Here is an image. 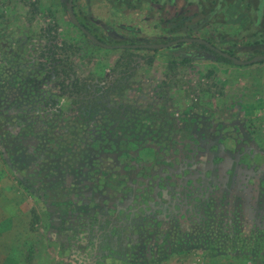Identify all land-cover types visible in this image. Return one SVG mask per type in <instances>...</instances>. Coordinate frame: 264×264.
Listing matches in <instances>:
<instances>
[{"label":"rangeland","instance_id":"374dc122","mask_svg":"<svg viewBox=\"0 0 264 264\" xmlns=\"http://www.w3.org/2000/svg\"><path fill=\"white\" fill-rule=\"evenodd\" d=\"M75 1L77 13L90 10L121 34L129 35L119 24L153 18L166 27L180 11L193 35L208 36L217 47L231 50L249 36L241 7L202 25L197 0H176L165 11ZM71 24L62 0H0L2 106L46 103L55 124L33 138L53 146L32 150L34 141L22 140L15 161L0 151V225L13 221V230L0 235V264H264V62L238 67L189 46H183L190 52L186 63L173 50L122 56L93 46L88 69L107 74L119 56L138 68L139 87L130 86L135 91L125 106L119 102L127 94L111 92L105 78L100 93L70 98L42 72L45 87L35 93L25 80L41 70L49 27L78 46L86 43ZM86 72L80 79L92 78ZM81 99L94 101L85 107ZM70 104L86 109L82 118L95 134L78 133L80 115L67 113L58 122L56 109Z\"/></svg>","mask_w":264,"mask_h":264},{"label":"flooded vegetation","instance_id":"af4514ba","mask_svg":"<svg viewBox=\"0 0 264 264\" xmlns=\"http://www.w3.org/2000/svg\"><path fill=\"white\" fill-rule=\"evenodd\" d=\"M62 1H63V5L65 6L67 10V14L69 16V12H68L69 0H62ZM87 1L92 6V3L98 0H87ZM114 2H115L114 3L115 5L112 4L113 5L112 8H116L118 9V11H121L123 7L135 8L137 10H141L142 8H144V5H149L154 8H158V9L161 8L163 11H165L168 6L174 7V8L176 7V0H114ZM260 2L261 0H197L195 6H197V11L199 15L196 17H199V16L201 17L200 23L202 25H204L205 23L211 22L214 18L217 17L218 13H221L222 10L226 8L229 9V8H236V7L240 8L241 7V9L245 10V12L247 13V17L250 18V20L245 19L246 24L248 22L250 23L249 28L245 29V31L249 33V36L247 37L244 44H241L239 46L236 45L234 46V48H231V50H226V49L217 47L212 41V39L208 36L193 35V32L196 29L194 27H191V24L188 25L187 23L188 19L183 18L184 13L183 12L180 13V11L175 12L172 15V17H170L169 20L166 21L165 23L167 24L166 27L163 26L164 23L162 20H154L153 18L146 19V21L152 22L151 25H149L150 22L145 23L142 20L140 21V23L142 22L143 24L138 23L134 26H130V25L124 26L122 24H119V25L116 24L118 25L119 30H124L125 33H128L129 35L121 34L120 32L116 31L115 28L112 26L110 27L108 26L109 29L108 28L106 29L103 26L104 24L103 20L97 18L94 15V12L92 13V11L90 10H88L87 13L85 11L81 12V14L77 13L75 9V3H76L75 0H73V12L76 18L78 19L80 25L83 28H85L100 43H102L103 45L109 46V47H114V46L132 47L135 45L168 44V43L177 41L179 39L199 38V39H203L209 42L210 44H212L214 47L221 50L222 52L228 53L240 60L248 61L254 58L255 56L264 55V15L261 11V6H259L261 4ZM37 6L38 5H35V6L33 5V8L37 10ZM218 19L216 20L219 22L224 21L222 17L219 20ZM258 23H260V26L256 30L254 27H256ZM168 24L170 26H168ZM71 27L75 30L79 38H81V40L87 43L86 44L83 42L82 43L83 47L82 46L79 47L81 49V51L77 53V56L80 58L79 61L88 59L90 55V53H88L89 52L88 49L90 50L94 46L96 47V49H98V51L101 49L106 50V51L120 50L121 52H124L122 53V56L123 55L130 56L132 55V53H136L139 51L157 53L163 50H173V51H177L179 56H182L181 62L186 63V62H190V52L184 50L183 46H189V47L197 48V51L199 50L200 53H202L203 55H207L211 60L215 62H221V63H227V64L234 65L231 61L224 59L219 54L211 51L208 47L204 45L195 44V43L182 42L177 45L164 48V49H160V50L144 49V48L142 49H133V48L108 49V48H104L103 46H100L99 44L93 42L86 34L82 32V30L76 27L73 23L71 24ZM253 28H254V31H252ZM117 36L123 39L116 40ZM63 39L65 41H68L69 43H73L69 38H66V35H64ZM46 48L47 46L44 48L43 53L47 52ZM235 50L241 53L242 52L251 53L253 55L248 59H242L238 55L235 54L234 52ZM258 52H260V54H257ZM45 55H48V52L45 53ZM91 55L96 56L95 53H92ZM122 56H119L117 63L113 65L114 67L112 69L108 70V73L106 72L107 74H103L102 69L101 68L98 69L97 66L93 69L92 68L88 69L85 66L86 64H88L87 62L85 64L83 62H79L78 64L79 69L77 73L78 74L79 72L83 73V70H84V71H87L86 73L90 75V77L92 76V78L88 80L90 83L89 84L87 80H83L82 78L80 79L79 76L77 77L79 78V81H83V82L86 81V83L90 85L89 88L93 90L101 89L102 85H104V81L101 80V78H105L111 92H113L114 90L119 91L120 89L121 91H123V94L125 95L127 94L124 100L119 102V104L125 106L126 104L125 102H127V100H129V97H130L128 94L131 93V91H135V89H131L130 86L139 87L140 82L136 79V76H137L136 72L138 68L132 67L131 65L127 63H122V61L124 60V57ZM218 56L221 57L223 60H227V62L218 60L217 59ZM191 57L193 56L191 55ZM94 59H96V57ZM260 62H264V61H260ZM234 66H237V65H234ZM249 66H252V65H249ZM238 67H243V66H238ZM174 70L175 71L178 70L177 66H175ZM100 81H102V83H100ZM166 82H167V79L165 78L161 80L160 83L165 84ZM92 84L94 85L91 86ZM110 101H112L111 98H110ZM111 105L113 106V103ZM110 111H109V114L111 115ZM113 112L114 111L112 109V114ZM113 117L114 115L112 117L109 116V121L106 123L107 125H109L108 127H110V122L114 121ZM121 118L122 117H118V119H121ZM93 130L94 129H92V131Z\"/></svg>","mask_w":264,"mask_h":264},{"label":"trees","instance_id":"16d2710c","mask_svg":"<svg viewBox=\"0 0 264 264\" xmlns=\"http://www.w3.org/2000/svg\"><path fill=\"white\" fill-rule=\"evenodd\" d=\"M46 40L49 45H47L46 51L48 55L45 53L42 54L41 70L35 72L30 75V78L25 80V84L35 89V93L38 92V89L44 88L45 85L42 81L41 74L42 72H46L48 75H51L52 78L56 79V84L60 89V93L62 96L74 97L73 95H77L79 97H87L91 93H93V89H90V85L86 83V81H79L78 76V64L76 61H79V57L77 53L81 51L79 48L80 45L69 43L64 39L60 38V34L57 33L52 27H49L46 31L45 35ZM122 40L123 38L117 36L116 40ZM40 59V58H39ZM220 61H225L221 57H217ZM82 60V59H81ZM86 63L85 60L79 61ZM87 67V64L85 65ZM76 77V79H75ZM40 79V81H39ZM2 74H0V149L3 154L6 155L7 158L12 160H17L21 150L22 140L28 139L34 141V145L32 142H28L31 145L29 146L32 150L36 148H41L40 145L46 144L53 146V140H48L47 138L43 140L35 141L33 138L36 135L40 134V131L51 130L55 124H52L49 120L50 109L48 108V104L42 103L37 106V104H32L29 108L25 109L22 106L18 105L13 109L8 110V108H4L2 106L1 93L2 90L7 87L2 84ZM92 84L91 86H93ZM101 89H97L96 93H100ZM38 94V93H37ZM92 101L87 99H81V106L87 107ZM78 102H73V104H77ZM70 104L71 109H65L62 107L60 109H56V113L59 114L58 122L62 123V119H64L65 115L68 113L69 116L73 117L76 115H80L82 122H77L74 124L75 127L80 126L78 133L80 135L83 134V131H86L89 135L95 134V131L91 133L92 127L91 124H86L87 122L83 120L85 118L86 109L84 111L81 108H77L75 105ZM58 103H56V106ZM66 105V104H65ZM42 113V114H41ZM83 117V118H82ZM43 118V119H42ZM67 118V117H66ZM48 119V122L45 121ZM66 120V119H64ZM46 129V130H45ZM27 131L32 132V136H27L25 133ZM73 131V130H70ZM56 134H61L59 131L55 132ZM17 139H15L14 135ZM41 135V134H40ZM51 136V135H49ZM27 140V141H28ZM51 148V147H49ZM20 149V150H19ZM67 151H71V149H67ZM23 185L26 187L28 191L31 189V185L26 181L23 182Z\"/></svg>","mask_w":264,"mask_h":264},{"label":"water","instance_id":"95a60500","mask_svg":"<svg viewBox=\"0 0 264 264\" xmlns=\"http://www.w3.org/2000/svg\"><path fill=\"white\" fill-rule=\"evenodd\" d=\"M68 12H69V17L72 21V23L78 27L80 30H82V32L84 34H86L93 42L99 44L100 46H103L104 48H108V49H118V48H133V49H154V50H160V49H164V48H168L174 45H177L179 43L182 42H187V43H195V44H199V45H204L206 47H208L211 51L219 54L221 57H223L224 59H227L229 61H231L234 65L237 66H249V65H253L256 64L260 61H264V55L262 56H255L254 58H252L251 60L248 61H243L240 60L228 53L222 52L221 50L217 49L216 47H214L212 44H210L209 42L203 40V39H199V38H190V39H179L177 41L168 43V44H153V45H135L132 47L129 46H114V47H109L106 45H103L102 43H100L94 36H92L85 28H83L78 19L76 18V16L74 15L73 12V0H69L68 2Z\"/></svg>","mask_w":264,"mask_h":264},{"label":"crops","instance_id":"0c3cea01","mask_svg":"<svg viewBox=\"0 0 264 264\" xmlns=\"http://www.w3.org/2000/svg\"><path fill=\"white\" fill-rule=\"evenodd\" d=\"M0 151H1V149H0ZM3 222H5L4 224V227H2V225H0V235H1V237L3 236V237H5V235H6V232H8V231H11V230H13L12 229V223H13V221L11 220V218L10 217H7V218H5L4 220H2ZM8 228H10V230H8ZM5 229V232L3 233V230ZM1 239V238H0Z\"/></svg>","mask_w":264,"mask_h":264}]
</instances>
